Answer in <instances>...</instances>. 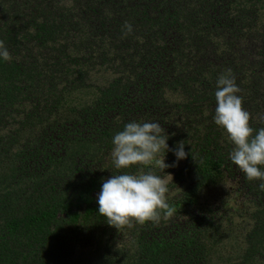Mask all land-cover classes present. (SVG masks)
<instances>
[{
	"label": "trees",
	"instance_id": "trees-1",
	"mask_svg": "<svg viewBox=\"0 0 264 264\" xmlns=\"http://www.w3.org/2000/svg\"><path fill=\"white\" fill-rule=\"evenodd\" d=\"M0 40V264H264V180L232 162L214 121L230 69L264 128V0H0ZM131 122L158 123L187 158L117 169L113 137ZM141 170L171 174L175 212L117 229L99 214L102 183ZM225 181L248 202L235 243L222 212L236 196L201 201Z\"/></svg>",
	"mask_w": 264,
	"mask_h": 264
},
{
	"label": "clouds",
	"instance_id": "clouds-1",
	"mask_svg": "<svg viewBox=\"0 0 264 264\" xmlns=\"http://www.w3.org/2000/svg\"><path fill=\"white\" fill-rule=\"evenodd\" d=\"M127 33L132 25L125 23ZM0 58L10 60V53L4 41L0 40ZM241 89L229 69L217 80L215 92L216 108L214 121L228 134L234 145L230 159L246 174L248 180H264V128L258 131L250 125V112L243 107V98L237 93ZM207 114V113H206ZM164 129L158 123L131 122L124 130L113 137L114 148L111 156L117 169H129L134 165L155 164L165 170L178 166V161L186 159L185 141H179L175 149L167 143L169 137L162 135ZM166 150L177 157L174 164H166L165 157L157 159L158 154ZM170 175V174H169ZM168 180L153 172L143 170L138 173L125 172L112 175L102 183L98 195L99 214L106 217L107 223L117 229L131 226L135 221L144 224L147 221L159 222L161 211L164 218L171 217L175 209L167 203ZM264 190V183L260 184Z\"/></svg>",
	"mask_w": 264,
	"mask_h": 264
},
{
	"label": "rangeland",
	"instance_id": "rangeland-1",
	"mask_svg": "<svg viewBox=\"0 0 264 264\" xmlns=\"http://www.w3.org/2000/svg\"><path fill=\"white\" fill-rule=\"evenodd\" d=\"M102 73L101 71H99L95 74V78H98L96 80L98 81L100 80V78L103 76ZM89 90H91V88L75 90L72 96L75 98V100H81V99L87 98L90 95ZM170 177H171V174L170 175L166 174L162 178H166L167 180H169ZM235 188H236L235 184L229 181H225L219 185L217 184L214 186H209L207 189H204L202 191L201 201H204L207 203H216L218 202L221 195L223 196L227 195V198L234 197L238 193L237 191L234 190ZM236 200L239 206L238 210L234 211L232 209H229L225 212H222V210L220 209L223 215V218H222L223 222L226 225H228L232 221V225L235 226V229H233L232 231L228 233L229 237L233 240L234 243H235L234 238L237 237V232L241 230L240 228L244 226L248 221L247 217L243 215L245 208H247L248 206V202L243 197L236 196Z\"/></svg>",
	"mask_w": 264,
	"mask_h": 264
}]
</instances>
